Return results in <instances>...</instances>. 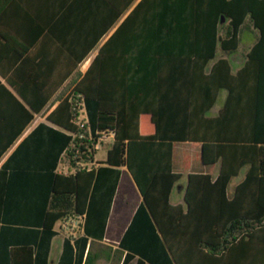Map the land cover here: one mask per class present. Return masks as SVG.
I'll return each instance as SVG.
<instances>
[{
	"label": "trees",
	"instance_id": "obj_1",
	"mask_svg": "<svg viewBox=\"0 0 264 264\" xmlns=\"http://www.w3.org/2000/svg\"><path fill=\"white\" fill-rule=\"evenodd\" d=\"M6 1L0 0V12ZM135 2L57 0L39 14L25 9L40 40L62 50L61 69L52 67L49 49L0 55V74L23 100L10 93L12 115L0 127L12 134L0 157L63 85L60 102L46 116L51 124L40 123L25 141L35 139L47 146L45 157L55 156L46 170L53 193L44 229L77 214H86L85 229L90 222L103 228L109 206L97 201V188L103 181L110 196L119 173L113 167L127 165L154 235L151 258L140 255L137 264H264V0ZM121 18L89 68L69 79ZM247 19L259 35L244 64L233 72L229 60L218 58L206 72L218 48H238ZM222 87L228 89L224 106L208 117ZM71 98L84 101L94 136L115 132L109 167L57 171L73 143L78 158L93 161L97 153L91 140L78 136L88 133L74 122ZM142 115L149 116L153 133L141 132ZM185 141L201 144L200 161L208 169L188 174L184 202L175 204L170 196L183 177L174 169L175 147ZM245 167L230 192L232 178ZM98 257L90 249L84 264H97ZM33 259L31 244L10 248L8 264Z\"/></svg>",
	"mask_w": 264,
	"mask_h": 264
},
{
	"label": "crops",
	"instance_id": "obj_2",
	"mask_svg": "<svg viewBox=\"0 0 264 264\" xmlns=\"http://www.w3.org/2000/svg\"><path fill=\"white\" fill-rule=\"evenodd\" d=\"M20 1H6L4 10L0 12V55L15 57L19 53L29 55L37 49L42 52L49 49L48 52L52 54L50 55L54 59L52 67L60 70L62 50L56 46L54 41L47 42L45 39L43 40V37L40 40L36 22L32 21L25 11L29 8V11L39 14V11L48 6L55 8L57 0ZM136 3L137 0L133 6ZM122 19L101 37L69 79L76 77L79 73H84L89 68L100 47L114 32ZM258 35V30L247 19L239 34L240 44L238 48L229 51L218 48L217 57L209 62L206 72H210L218 58L229 60L233 72H236L246 61L247 53L257 40ZM25 47H28L27 52L22 51V48ZM66 83L65 85H67ZM62 91L63 85L51 97L43 111L35 115L34 120L17 136L0 157V264H8L10 248L22 243L32 245L33 264H84L90 249L93 254L99 256L97 264H137L140 255L151 258L154 235L143 208V195L127 165L113 167L119 173L114 191L111 192L110 196L107 190L104 192L105 183L103 181L100 183V188H97V201L105 202L109 206L103 228L90 222L85 229L86 214H84V223L76 236V238L80 237L77 243H74L76 238L73 239L70 236L63 220L57 221L52 230L44 229L45 213L50 206L53 193L52 178L46 170L51 167L55 156L52 158L45 157L46 152L48 153L47 146L41 145L35 139L29 144H26L25 141L40 123L51 124L47 122L46 116L60 102ZM10 93L23 101L13 86L0 74V126L2 123L6 124L7 121H10L12 115L11 108L14 99ZM227 96L228 89L220 88L215 103L206 115L208 117L218 116ZM154 130L155 127L149 116L142 115L141 132L148 134L153 133ZM11 134L9 129L0 127V147ZM112 143L104 144L102 147L107 148L106 156L102 159L98 158L99 150H97L96 166L100 168L109 167L107 157ZM182 143L189 144L192 150L197 151L200 156L201 144H194L191 141ZM175 163L174 160V169L180 171L176 169ZM58 169L59 163L57 171H59ZM207 169L208 166L203 165L200 161L197 168L189 169L186 173L182 172L183 177L179 182L183 179L185 181L182 185H178L180 187L177 191L178 197L173 200V191L179 182L176 183L170 196L171 201L175 204L183 203L188 174L192 171H206ZM218 170L219 166H215L214 175H217ZM233 189L234 187L231 192ZM34 230H37V233ZM31 232L33 235H27ZM68 239L71 241L70 247L67 244ZM126 256L128 258L124 263Z\"/></svg>",
	"mask_w": 264,
	"mask_h": 264
},
{
	"label": "built area",
	"instance_id": "obj_3",
	"mask_svg": "<svg viewBox=\"0 0 264 264\" xmlns=\"http://www.w3.org/2000/svg\"><path fill=\"white\" fill-rule=\"evenodd\" d=\"M79 97L81 96L79 95ZM72 99L75 100L73 104L74 122L88 133V136H86L85 133H81L80 135H78L79 138L87 137L92 141V148L96 150L101 149L104 144L113 142L115 139L114 131H98L97 136H94V134L91 132V129L87 127V124L89 123V116L84 101L78 98H71V100ZM86 147L91 150V147L89 145H86ZM79 152L80 149L75 143L72 144L70 149H66L63 152L61 160L59 162V172L75 173L78 169H91L92 167L97 165L96 156L93 161L81 159L78 158ZM84 217V214H77L75 216H67L63 219L64 225L73 239L76 238L79 230L81 229L82 224L84 223Z\"/></svg>",
	"mask_w": 264,
	"mask_h": 264
},
{
	"label": "rangeland",
	"instance_id": "obj_4",
	"mask_svg": "<svg viewBox=\"0 0 264 264\" xmlns=\"http://www.w3.org/2000/svg\"><path fill=\"white\" fill-rule=\"evenodd\" d=\"M244 44V41H243ZM150 125V122H149ZM107 153V148H101L98 151V158L102 159L106 156ZM175 165L176 169L180 170L183 173H186L189 169L197 168V166L200 163V157L197 151H193L192 147L189 144H184L182 142H179L176 144V154H175ZM246 167L242 169L241 173L238 176H235L232 178L229 189L230 192L233 187L243 178L245 172H246ZM185 179H183L177 186L175 187L173 191V200H175L178 195L177 191L180 187L178 185H182Z\"/></svg>",
	"mask_w": 264,
	"mask_h": 264
}]
</instances>
